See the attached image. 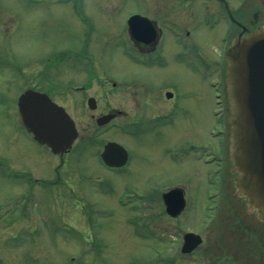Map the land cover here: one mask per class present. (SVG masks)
I'll return each instance as SVG.
<instances>
[{"label": "rangeland", "instance_id": "374dc122", "mask_svg": "<svg viewBox=\"0 0 264 264\" xmlns=\"http://www.w3.org/2000/svg\"><path fill=\"white\" fill-rule=\"evenodd\" d=\"M132 7V0H0V156L22 169H0V264H160L152 263L150 255L164 248L162 232L175 224L163 215L161 192L185 181L193 196L189 184L198 180L192 182L189 175L210 172L213 158L199 144H214L211 131L218 132L222 124L215 114L212 81H222L215 62L223 32L207 35L205 44L215 60L206 68L186 50L177 52L170 39L162 57L153 54L140 61L127 41ZM113 80L118 87L111 86ZM35 83L51 90L69 107L83 134L96 139L80 151L83 156L66 157L64 169L72 161L80 172H58L55 182L49 181L58 177L53 169L58 158L31 138L13 108L24 88ZM83 83L92 85L88 94L99 101L128 111L119 128L97 129L92 115L101 109L91 110L88 94L70 87ZM166 90L171 98L166 99ZM145 94L149 97L141 96ZM136 100L147 109L159 106L161 118L132 133ZM119 134L132 158L122 170L110 171L97 151L103 140ZM169 145L171 152L182 146V166L165 151ZM136 190L153 191L148 197H155L127 207L116 201L125 191ZM194 204L195 211L177 223L209 233L204 207L196 199Z\"/></svg>", "mask_w": 264, "mask_h": 264}, {"label": "flooded vegetation", "instance_id": "af4514ba", "mask_svg": "<svg viewBox=\"0 0 264 264\" xmlns=\"http://www.w3.org/2000/svg\"><path fill=\"white\" fill-rule=\"evenodd\" d=\"M132 3L133 7L130 10V14L136 16L133 22L136 27L140 23L141 31H143L142 34H144L146 39H141L135 33L130 38L131 44L139 53L146 55V58L153 54L162 57L165 54L164 47L167 45L166 42L170 39L169 43H174L173 45L178 47L177 52L180 49H190L198 53L205 62L214 61L215 56L211 54L208 46L205 44L208 34H215L221 29L219 33L223 32V35L219 36L221 44L219 54H223L227 41L233 35H239L244 29L246 30L245 33L254 31L264 24V0H132ZM213 41L214 39L209 41L208 44ZM203 49L207 53L203 54ZM39 60L40 57L35 60V65L39 63ZM215 63L217 65L222 64L219 60ZM34 75L36 77L39 74L35 71ZM67 81L66 92L69 95V69ZM112 84V86L117 85L116 83ZM70 87L74 92L83 94H88L92 89V85L70 84ZM28 88L39 89L38 84L35 83L32 86L24 88L22 92ZM47 92L50 93L51 90ZM135 93L136 97L139 96L138 92ZM90 96L94 95L88 94L86 99ZM141 96L149 97L148 94ZM136 102L133 119L131 120L132 133L139 132L141 125L145 123L150 124V121H154L158 117L161 118L159 106L152 105L147 109L138 100ZM110 103V101L103 103L97 98L95 110L101 109V115L115 113L117 117H123L127 114L124 108ZM15 106L19 110L18 100L13 105V108ZM7 107L9 111V106ZM65 107L69 112V107L66 105ZM142 107L146 110L145 113L141 111ZM153 108L156 110L154 111ZM92 116L97 120V116H94V114ZM139 118L140 120H138ZM84 129L87 128L85 127ZM80 133L81 135L75 140L72 148L66 151L63 156L54 154L49 146L35 140L36 143L43 145L58 158V163L53 166L54 172H80L72 161H69V169H64L68 153L69 156H83L84 154L80 153V151L84 150L86 145L96 140L87 138L82 130ZM211 139H213L214 144L209 141L202 147L204 151L213 157L214 164L210 167V172H194L189 175L192 178V182L197 179L198 182L204 181L206 185L202 186L198 182L189 184V187L194 189L193 196L189 195L188 186L185 184V181L171 185L165 190L169 191L172 188H180L179 193L172 196L174 197L173 200L181 197V193H183L186 199V206L178 215L173 216L168 211V203L163 197V192L165 191L161 192L163 215L168 219V222L170 221L169 219H172L175 224L172 228H169V225L165 227L161 239L164 248L152 251V255H150L152 263L264 264V222L249 211L245 200L236 191L234 174L231 172L228 158L229 144L227 137L221 135L211 137ZM109 140L119 141L117 138L103 141L101 143L102 149L97 151L98 157L101 163L110 171H120L124 167L108 166L101 158V152L105 143ZM215 144L220 146L219 151L214 149ZM199 145L202 146V144ZM169 147L170 145L168 148L166 147L165 151L168 154L172 153L170 158L179 164V167L182 166V156L185 154L184 151L180 152L182 146L176 150L178 151L177 154H175L176 151L171 152L172 148ZM131 158L130 154L128 163L131 161ZM12 166H15L14 163ZM12 166L0 156V169L2 172L22 171L20 167L13 168ZM138 193L143 194L144 192L138 191ZM151 193L154 192L152 191ZM149 194H146L147 200H152L155 196L148 197ZM194 199L204 207V211L208 215L204 229L210 231L209 233L201 232L202 238L200 244L193 250L185 252L182 247L185 241L186 230L177 222L181 221L183 214L195 211V204L194 207L192 206ZM188 230H191V228Z\"/></svg>", "mask_w": 264, "mask_h": 264}, {"label": "water", "instance_id": "95a60500", "mask_svg": "<svg viewBox=\"0 0 264 264\" xmlns=\"http://www.w3.org/2000/svg\"><path fill=\"white\" fill-rule=\"evenodd\" d=\"M130 32L145 38L140 29ZM227 77L226 92L229 99L230 158L232 172L237 173L234 181L236 191L245 198L248 209L264 221V25L257 30L234 37L226 51ZM171 96V93H168ZM94 108V98L89 99ZM21 120L31 129L36 138L48 144L56 153H63L72 146L78 136L75 121L65 108L47 93L27 90L20 96ZM113 115H105L99 123H105ZM112 165H122L127 161L128 152L118 142L106 144L102 154ZM179 193L174 188L164 194L168 211L178 214L185 206V199H174ZM188 233L184 250L190 251L200 239Z\"/></svg>", "mask_w": 264, "mask_h": 264}]
</instances>
